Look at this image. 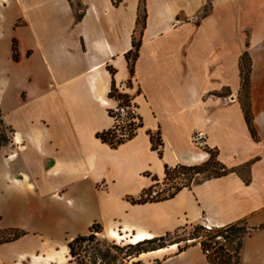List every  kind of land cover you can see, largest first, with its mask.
<instances>
[{
  "label": "crops",
  "instance_id": "1",
  "mask_svg": "<svg viewBox=\"0 0 264 264\" xmlns=\"http://www.w3.org/2000/svg\"><path fill=\"white\" fill-rule=\"evenodd\" d=\"M244 53L256 137L240 100ZM113 81L143 120L117 147L97 136L113 126ZM0 111V235L23 231L0 242V264H77L69 242L94 223L121 240L264 223V0H0ZM206 146L231 171L131 200L166 166L206 161ZM161 249L122 264H210L200 243ZM239 264H264V228L245 237Z\"/></svg>",
  "mask_w": 264,
  "mask_h": 264
},
{
  "label": "trees",
  "instance_id": "2",
  "mask_svg": "<svg viewBox=\"0 0 264 264\" xmlns=\"http://www.w3.org/2000/svg\"><path fill=\"white\" fill-rule=\"evenodd\" d=\"M81 14L78 15L80 17ZM146 15L142 16V19ZM139 42H134L133 50L129 51L127 57L129 61V66L131 68V72L134 70V63L138 54ZM241 67V81H242V91L240 95V100L243 105V109L245 112L246 120L249 124L251 132L256 137L257 131L254 126L253 120V112L250 104V72H251V59L247 53H244L241 56L240 60ZM114 74V70H112ZM109 97L114 98L118 101L119 107H129L134 105L137 108L136 103L133 101V96L128 92H121L116 86L115 81L112 83L111 90L109 92ZM109 113L111 116H114L113 109H109ZM138 117L139 122L136 123L132 120L133 117ZM143 125L142 117L139 113L134 114L131 109L128 110L127 119L125 124L121 125V123L115 122L113 127L103 130L97 133V136L101 138L102 141L109 143L112 147H117L121 143L131 139L137 133L139 127ZM6 128L3 124L2 114L0 111V147L2 144L6 143L9 140L8 135L5 132ZM152 147L157 150L159 155L162 156L163 153V139L161 136V132L157 131L155 133L150 132ZM209 153V158L199 164L192 165H184L179 164L173 168H183L185 170L193 171L194 175H205L203 179L217 177L224 175L231 171V169L227 168L223 163H221L217 157V152H213L212 148L206 146L205 148ZM171 167L166 166L165 174L169 172ZM211 172L210 174H207ZM207 174V175H206ZM193 178V177H192ZM192 178L183 183L182 185L176 187L172 192L164 196H153L155 192L156 185L153 184L146 188L143 193L138 198H131L133 202L142 203L147 201H159L164 200L170 197H173L179 190L183 187L190 186L192 184ZM201 179V180H203ZM201 180H195L194 182H200ZM193 182V183H194ZM157 194H159L157 192ZM191 231L182 238L176 239L171 244L178 243V252L185 250L192 244L200 243L203 250L207 253L210 264H239L241 262L242 257V248L245 237L250 234L253 230L257 228H264V223L259 227L250 226L246 219H240L232 223H228L223 226H216L207 228L203 224H194L191 225ZM190 227H182L174 232H167L161 236H155L152 238H147L141 240L134 244H126L124 246H119L116 244H112L118 252H123L124 249L127 250L125 256L123 258H130L139 256L141 253L153 251L161 248L167 247V238L176 235L180 230H187ZM100 224L94 223L91 226L90 233L86 235H78L74 239L69 242L70 254L72 257H78V249L77 247H81L82 243L95 241L97 239L96 232L100 231ZM12 235L7 238L1 239V241H8L10 239H15L23 234V231L19 230H11ZM181 242H185L181 244ZM209 251V252H208ZM110 256V253L104 254V258ZM114 261L116 260V256H114ZM96 262V259H93V263ZM86 264V263H83Z\"/></svg>",
  "mask_w": 264,
  "mask_h": 264
},
{
  "label": "rangeland",
  "instance_id": "3",
  "mask_svg": "<svg viewBox=\"0 0 264 264\" xmlns=\"http://www.w3.org/2000/svg\"><path fill=\"white\" fill-rule=\"evenodd\" d=\"M130 81L127 82V86L129 87ZM117 86V85H116ZM119 91L125 92L120 89V87L117 86ZM120 119V118H119ZM122 124V123H121ZM124 124V123H123ZM6 134L8 135V130H5ZM213 152H215L214 149H212ZM211 172H208L207 174H210ZM206 174V175H207ZM193 177V178H192ZM205 177V175H194L193 171L185 170L183 168L177 167L169 170L167 174H164L163 177L158 178L156 181L157 187H155V192L153 193V196H164L172 192L176 187L182 185L185 182H188L192 178V183L196 180H201ZM157 192L159 194H157ZM101 229V228H100ZM191 231V227L187 230H180L179 233L176 235H173L169 238H167V247H169L171 242H173L176 239H182L184 238L188 232ZM10 231L5 232L4 234L0 235V240L9 237L12 235ZM86 235V234H85ZM97 239L95 241L91 242H85L82 243L81 247H77L78 249V257H73V259L76 261L77 264H122L127 260H130V258H123L125 256V253L127 252L126 249H124L123 252H118V250L112 246V244H116L119 246H124L126 244H134L137 243L134 239L132 240H121L120 238H114L109 239L101 234L99 235V232H96ZM175 242V241H174ZM185 242H181V244H184ZM176 247L173 249L171 247L170 250L165 251V254L172 252L173 250H178V243H175ZM166 248V247H165ZM110 253V256L107 258H104V254ZM161 256L163 253H159ZM114 256H116V260L114 261ZM159 258V257H158ZM157 258V259H158ZM93 259H96V262L93 263ZM137 264H141L140 261L137 262Z\"/></svg>",
  "mask_w": 264,
  "mask_h": 264
},
{
  "label": "built area",
  "instance_id": "4",
  "mask_svg": "<svg viewBox=\"0 0 264 264\" xmlns=\"http://www.w3.org/2000/svg\"><path fill=\"white\" fill-rule=\"evenodd\" d=\"M117 101V100H116ZM109 109H113V112H114V116H112L113 117V125L115 124V122H117V123H124L125 124V122H126V119H127V114H128V110L129 109H131L132 110V112L134 113V114H136V113H138V111H137V108L134 106V105H131V106H129V107H119L118 106V101H117V104L115 105V106H113V107H111V108H109ZM120 118V119H119ZM132 120L134 121V122H136V123H138L139 122V119H138V117L136 116V117H133L132 118ZM121 124V125H122ZM123 124V125H124ZM113 127V126H112ZM202 138H203V136H202V134L201 133H198V134H196L195 136H194V139H195V141H201L202 140ZM207 228H211L212 226H206ZM209 252V251H208Z\"/></svg>",
  "mask_w": 264,
  "mask_h": 264
},
{
  "label": "bare ground",
  "instance_id": "5",
  "mask_svg": "<svg viewBox=\"0 0 264 264\" xmlns=\"http://www.w3.org/2000/svg\"><path fill=\"white\" fill-rule=\"evenodd\" d=\"M151 235L150 234H147V233H139L137 234L133 239L136 241V242H139L141 240H144V239H147V238H150ZM176 244H173V245H170L169 247H175ZM161 250L163 249H159L157 252H160Z\"/></svg>",
  "mask_w": 264,
  "mask_h": 264
}]
</instances>
